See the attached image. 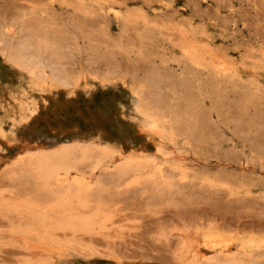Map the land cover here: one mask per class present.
<instances>
[{
  "label": "rangeland",
  "instance_id": "rangeland-1",
  "mask_svg": "<svg viewBox=\"0 0 264 264\" xmlns=\"http://www.w3.org/2000/svg\"><path fill=\"white\" fill-rule=\"evenodd\" d=\"M30 27L51 50L39 55V43L26 37ZM17 46L43 62L56 54L86 113L116 87L160 116L158 132L146 131L149 142H131L129 152L142 161L148 151L165 175L163 189L144 174L118 182L110 164L85 169L86 182L93 178L86 215L99 206L102 213L89 234L57 232L64 251L49 254L57 263L207 264L216 254L203 241L215 235L233 244L230 257L264 264V247H244L264 241V0H0V89L13 77L6 54ZM111 112L118 129L139 122L129 109ZM200 113L208 129L191 135L182 123ZM39 130L0 137V264L50 259L47 241L27 233L30 220L16 210L30 199L36 154L56 139Z\"/></svg>",
  "mask_w": 264,
  "mask_h": 264
},
{
  "label": "bare ground",
  "instance_id": "bare-ground-1",
  "mask_svg": "<svg viewBox=\"0 0 264 264\" xmlns=\"http://www.w3.org/2000/svg\"><path fill=\"white\" fill-rule=\"evenodd\" d=\"M111 10L116 18L120 17V11L115 8ZM123 19L129 22L131 17ZM26 37L30 42L39 43L37 44L39 52L52 48V42L50 44L49 40L47 43L46 38H40L41 36H38L33 27H30ZM187 51L198 60L202 58L200 50L196 48ZM30 52L23 46H19L6 54L11 63L13 77L3 82V87L0 89V137L11 135L12 138H16L19 132L27 134L33 130L40 131L39 129L42 131L44 129L47 134L56 136L54 141L48 143L36 154L31 165V174L29 170V174L27 173L33 183L31 194L28 193L31 195L30 199L16 207V210L23 211L30 220L27 233L36 235L39 239H45L47 241L45 246H50L47 248L50 250L47 251V256L52 253L56 256L55 252L64 248L63 244L57 240L58 231L89 234L97 228L98 217L102 213L100 206L92 216L86 215V212L90 211V201L87 197L91 193L90 181L94 175L90 176L92 178L90 183L86 182V176H89L85 173V169L95 168V165L109 166L110 164L116 169L114 177L118 182L129 176L138 177L144 174L150 176V182L158 192L163 189L160 179L164 181L165 175L162 172H156L157 168L149 158L148 151H143L144 160L142 161L133 159L132 152H129L131 142L138 145L149 142L145 136L146 131L158 132L160 116L159 113L144 108L138 100L116 87L110 88L107 99H105L106 96L101 95L99 106L95 105L86 113L73 101V96L76 95L74 90L76 86L72 83L73 74L64 69L65 66L60 67V64L54 61L56 54H51L49 58L47 56L43 62V57L42 60L39 56L41 52L39 55L36 52ZM227 69H229L228 66L222 64V70ZM47 86L52 87L54 93L48 94L45 90ZM88 89L83 88L85 96L91 95ZM157 102L159 111L164 112L163 104L165 103L161 96H157ZM114 108L118 113L129 109L139 117L138 124L136 126L123 124L122 129H118L116 114L111 112ZM208 119L207 114L204 113L190 114L182 124L185 131L191 135L194 133L202 135L208 129H205ZM20 135L23 136V134ZM116 153L119 154L118 158H114ZM176 158L178 159V156ZM91 172L92 170L88 173L91 174ZM93 183H95L94 180ZM28 244L34 246L33 243ZM254 246L264 247V241L256 245L253 242L244 244V247L248 249ZM233 247V244L227 243L218 236L205 237L203 248L209 251V254H216L209 260L205 259L208 261L207 264H251L243 258L245 263L237 255L230 257ZM217 254L222 257L225 254L229 257L223 259ZM49 256L48 264H59L54 260L55 258Z\"/></svg>",
  "mask_w": 264,
  "mask_h": 264
}]
</instances>
